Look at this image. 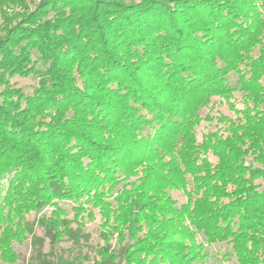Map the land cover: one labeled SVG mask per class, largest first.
Masks as SVG:
<instances>
[{"label":"trees","instance_id":"trees-1","mask_svg":"<svg viewBox=\"0 0 264 264\" xmlns=\"http://www.w3.org/2000/svg\"><path fill=\"white\" fill-rule=\"evenodd\" d=\"M31 1L0 0V259L264 264V0Z\"/></svg>","mask_w":264,"mask_h":264},{"label":"rangeland","instance_id":"rangeland-1","mask_svg":"<svg viewBox=\"0 0 264 264\" xmlns=\"http://www.w3.org/2000/svg\"><path fill=\"white\" fill-rule=\"evenodd\" d=\"M39 1L40 0H32L30 6H33V4H36ZM236 79H237V77L235 74H231L229 76V81L232 85H236ZM14 80L18 82L20 87L25 89L26 93H31L33 91V89L36 87L37 82H38L37 78H34V77H29L26 79L16 78ZM240 96H241L240 94L236 95L237 98H239ZM236 106L238 108H242V104H241V102H239V100L236 101ZM223 111L231 114L227 110V107H224ZM202 113L204 114V112H202ZM217 127L218 126L216 124V121H212V122L203 121L200 124V126L197 128L198 138L202 139V135L207 134L208 132H215ZM211 159H213V158L211 157ZM3 183L5 184L6 182L4 181ZM173 196L175 199H177L179 201V204L184 203L186 201L185 195H183V193H181V192H174ZM70 206H71L70 203L66 204V207H70ZM44 212H50V210L46 209ZM44 212H41V213H44ZM98 224H99V218H97V220L94 222L88 223V225H87V231H89L92 234L93 243H95V242L97 243L99 241ZM36 233L38 235H43L44 231L41 228H37ZM70 246H71L70 243H66V242L62 243L60 245V251H58V254H56V259L58 260V264H74L71 261L73 259L72 256H74L77 252V248L71 251ZM217 247L218 246H213V247H209L208 249L211 252V254H214L215 251L217 250ZM14 249L23 256V260H20L19 262L13 263V264H31L30 257L32 255V247H31L29 240H26L25 242H23L21 244L15 243ZM48 249H49V246L47 244L45 250L47 251ZM62 250H64L65 252L63 253ZM84 251H87V249L84 248ZM0 264H10V263H5L0 259ZM200 264H222V262L219 258H216V257L211 255L204 263H200Z\"/></svg>","mask_w":264,"mask_h":264}]
</instances>
